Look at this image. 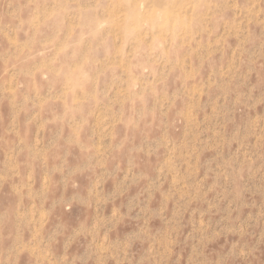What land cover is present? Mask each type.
<instances>
[{
    "label": "rangeland",
    "instance_id": "1",
    "mask_svg": "<svg viewBox=\"0 0 264 264\" xmlns=\"http://www.w3.org/2000/svg\"><path fill=\"white\" fill-rule=\"evenodd\" d=\"M0 264H264V0H0Z\"/></svg>",
    "mask_w": 264,
    "mask_h": 264
}]
</instances>
